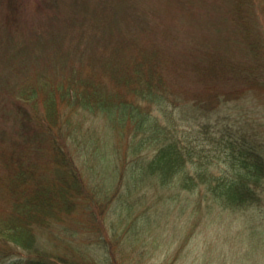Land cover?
<instances>
[{
	"label": "rangeland",
	"instance_id": "1",
	"mask_svg": "<svg viewBox=\"0 0 264 264\" xmlns=\"http://www.w3.org/2000/svg\"><path fill=\"white\" fill-rule=\"evenodd\" d=\"M263 9L264 0H0V213L5 215L12 205L7 180L14 164L54 158L51 143L36 133L39 123L46 122L42 90H36L38 99L28 101L19 88L30 81L58 84L74 72L86 74L103 91H120L133 100L129 86L106 75L123 71L107 70L104 62L154 58L171 89L185 99L230 94L215 120L233 124L256 118L264 131L263 85L223 69L256 60L248 42L264 46ZM220 80L229 88L222 89ZM65 104L58 105L59 121L66 120L69 110L71 119L64 126L70 133H60L63 129L49 122L47 127L81 164L85 180L110 184L101 193L86 185L70 211L49 217L47 226L35 225L42 251L74 264H107L108 249L118 264L264 263V199L247 210L232 211L199 193L157 189L150 179L134 180L124 195V180L130 178L125 165L122 175L121 170L111 171L106 181L90 167L97 168L104 153L111 166L147 154H131L130 146L139 139L132 124H112L102 114L80 108L72 113ZM23 112L30 118L23 121ZM123 199L130 211L123 212ZM1 248L15 256L11 258L30 253L7 242Z\"/></svg>",
	"mask_w": 264,
	"mask_h": 264
},
{
	"label": "trees",
	"instance_id": "2",
	"mask_svg": "<svg viewBox=\"0 0 264 264\" xmlns=\"http://www.w3.org/2000/svg\"><path fill=\"white\" fill-rule=\"evenodd\" d=\"M235 14L240 17V8H236ZM255 44L251 40L248 42L249 51L256 57L250 65H228L223 69L244 80L249 78V81H259L264 87V46L254 47ZM124 58L115 61L109 58L104 62L107 70L119 68L123 71L122 74L116 72L106 75L122 80V87L129 86L134 95L133 100L121 95L120 91L113 94L105 92L101 84L90 78V75L75 72L58 84H34L30 81L19 87L23 99L28 101L38 99L36 90H42L40 105L43 106L42 113L46 122L41 124L39 120L41 128L36 133L51 143L50 153L54 154V158L48 163H29L21 159L14 164L13 173L7 180L11 188L10 191L7 189V200L12 205L8 213H0V262L74 264L42 251L37 245L34 226H47L49 217L59 214V211H70L75 205L76 196L84 194L86 185L91 184L101 193L110 184H95L90 179L85 180L81 164L71 157L65 143L47 127L49 122L63 129L60 133H64V130L70 133L69 127L64 126L71 119L69 110L66 120L59 121L62 115L58 105L62 102L68 105L72 113L80 108L92 114L100 113L112 124L123 126L126 121L132 124V130L139 139L132 143L130 152L140 154L146 150L147 154L136 156L128 163L113 162L111 166L104 153L100 159L101 164L97 168L96 165L90 167L91 171L102 172L101 177L106 181L105 177L112 175L111 171L114 173L121 170L122 175L125 165V175H130V178L124 180V195L131 191L134 180L150 179L153 185L158 186L157 189L167 187L175 192L199 193L222 209L242 211L263 202L264 131L258 128L260 125L255 124L259 120L237 119L233 124L222 123L217 118L215 120L214 115L220 112V106L230 99L229 93H207L204 98L196 94L185 99L181 97L182 92L171 89L165 73L159 71L154 58L153 61L143 57L139 60L133 56H130V60ZM197 65L201 70L202 64ZM216 74L219 73L214 72ZM220 83L223 84L222 89L229 88L224 86L225 81L220 80ZM205 91L211 90L207 88ZM28 118L29 115L23 112L22 120ZM130 137L134 138L133 135ZM91 175L94 179L95 174ZM87 176L89 178L90 174ZM125 200L121 201L124 204L123 212L130 211L132 207ZM5 242L22 247L30 253L11 258L15 256L1 248ZM36 245L37 249L34 250ZM108 250L105 255L107 264H118Z\"/></svg>",
	"mask_w": 264,
	"mask_h": 264
}]
</instances>
